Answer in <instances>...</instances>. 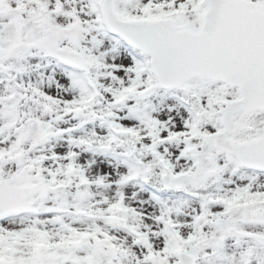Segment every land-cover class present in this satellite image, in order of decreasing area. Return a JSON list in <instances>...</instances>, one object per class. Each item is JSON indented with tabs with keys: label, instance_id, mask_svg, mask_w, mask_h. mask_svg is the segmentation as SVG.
I'll use <instances>...</instances> for the list:
<instances>
[{
	"label": "snow or ice",
	"instance_id": "1",
	"mask_svg": "<svg viewBox=\"0 0 264 264\" xmlns=\"http://www.w3.org/2000/svg\"><path fill=\"white\" fill-rule=\"evenodd\" d=\"M0 264H264V0H0Z\"/></svg>",
	"mask_w": 264,
	"mask_h": 264
}]
</instances>
